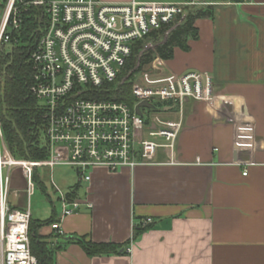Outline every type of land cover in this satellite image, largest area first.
Masks as SVG:
<instances>
[{"label":"crops","instance_id":"crops-1","mask_svg":"<svg viewBox=\"0 0 264 264\" xmlns=\"http://www.w3.org/2000/svg\"><path fill=\"white\" fill-rule=\"evenodd\" d=\"M212 1L219 4L194 22L188 50L158 66L210 73L213 101L184 103L173 153L160 148L132 169L96 168L79 183L82 205L56 216L62 235L48 240L62 247L55 264H264V0ZM145 219L152 224L141 229ZM39 233L54 234L50 226ZM82 236L124 248L89 257L74 241Z\"/></svg>","mask_w":264,"mask_h":264},{"label":"built area","instance_id":"built-area-1","mask_svg":"<svg viewBox=\"0 0 264 264\" xmlns=\"http://www.w3.org/2000/svg\"><path fill=\"white\" fill-rule=\"evenodd\" d=\"M16 1L7 0L0 7V48L9 46L10 32L21 26V9ZM234 2L225 0L224 4ZM20 3L24 8L42 7L45 12L42 34L30 56L33 75L29 89L44 110L48 158L40 161L14 158L0 125V264H37L30 247L29 207L20 209L9 199L15 169L25 177L28 198L34 177L40 178L41 168L68 167L75 172L78 183H88L96 168L116 172L150 163L160 148L173 153L182 128L184 103L188 100L210 103L215 96L210 73L189 70L179 75L165 74L157 65L153 67L155 75L136 74L139 76L133 85L132 107L98 100L96 91L117 82L136 42H143L145 49L153 48L152 34L178 24L188 9L219 3L212 0L180 3L21 0ZM142 102L154 108L141 107L138 115L135 109ZM169 112H174L177 120L165 116ZM58 195L60 219L73 215L82 205L77 198L68 200L63 192ZM85 205L92 208L88 202ZM151 224L152 219H145L138 226L143 229ZM50 228L54 234L62 235L58 222ZM126 251L131 253V245Z\"/></svg>","mask_w":264,"mask_h":264},{"label":"trees","instance_id":"trees-1","mask_svg":"<svg viewBox=\"0 0 264 264\" xmlns=\"http://www.w3.org/2000/svg\"><path fill=\"white\" fill-rule=\"evenodd\" d=\"M20 1H16V6L21 9V26L10 32L8 49L5 46L0 48V125L6 145L14 158L40 161L48 158V150L44 110L29 89L33 75L30 56L42 34L45 12L42 7L24 8ZM4 4L0 7H4ZM212 8L188 9L178 24L164 27L152 34L153 48L145 49L143 42H136L121 75L125 71L133 70L135 66L137 68L133 72L134 75L149 70L150 64L157 58L171 60L175 49L187 51L188 41L197 37L194 22L211 18ZM169 28L171 29L165 34ZM96 99L122 102L130 107L135 104L130 82H126L122 87L116 83L106 85L102 90L96 91ZM34 179L37 181V176ZM79 185L77 182L65 194L68 200L76 198ZM55 222L58 220L54 210L46 220H35L32 217L30 219V247L37 264H55L54 256L62 248L61 245L48 242L50 238L61 235L51 233L44 236L39 233L42 227ZM74 241L89 257L119 253L124 248L111 243H94L84 236L76 237ZM68 242L69 240L64 244Z\"/></svg>","mask_w":264,"mask_h":264},{"label":"rangeland","instance_id":"rangeland-1","mask_svg":"<svg viewBox=\"0 0 264 264\" xmlns=\"http://www.w3.org/2000/svg\"><path fill=\"white\" fill-rule=\"evenodd\" d=\"M6 0H0V5H3ZM8 49V46H6ZM155 59L149 66V70L140 71L141 74L145 73L149 75L156 74V65L160 63L159 60ZM133 70L125 71L117 80V86H123L126 82L131 83V95L133 90V85L135 84L136 74L134 75ZM154 78V77H150ZM131 79V80H130ZM144 113L147 116V110L144 109ZM40 178L37 181L33 179V191L32 194L27 198L26 196V180L23 174L15 169L11 175L10 187H9V199L11 203H15L20 209H25L29 207L32 219L35 220H46L50 217L51 213L55 212L58 216L61 212V205L58 201V193L65 192L75 180L76 176L70 168L59 166L52 170L48 168H41L38 170ZM41 184H39L40 182ZM16 195V196H15Z\"/></svg>","mask_w":264,"mask_h":264},{"label":"water","instance_id":"water-1","mask_svg":"<svg viewBox=\"0 0 264 264\" xmlns=\"http://www.w3.org/2000/svg\"><path fill=\"white\" fill-rule=\"evenodd\" d=\"M141 107H144V108H150V109H153L154 108V106L153 105H151V104H149V103H147V102H142V103H140V104H138L137 106H136V113L138 114V115H141V110H140V108ZM165 110H167L166 108H165ZM70 239L72 238V237H69ZM69 238H67V239H69Z\"/></svg>","mask_w":264,"mask_h":264}]
</instances>
